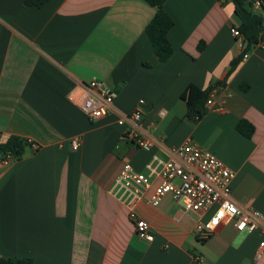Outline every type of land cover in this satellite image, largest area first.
I'll return each instance as SVG.
<instances>
[{
  "label": "crops",
  "instance_id": "0c3cea01",
  "mask_svg": "<svg viewBox=\"0 0 264 264\" xmlns=\"http://www.w3.org/2000/svg\"><path fill=\"white\" fill-rule=\"evenodd\" d=\"M163 9L173 21L166 62L146 33L157 9L143 0H49L42 7L0 0V142L28 143L0 166V258L264 264L254 261L259 234L238 233L229 222L200 241L193 235L199 215L171 196L149 205L154 187L136 207L151 241L110 192L125 163L143 172L153 156L165 158L191 140L233 171L236 203L264 213V47L246 52L244 38L231 34L238 20L228 0H167ZM92 79L114 96L110 114L97 121L80 110ZM215 84L212 108L199 122L188 120L182 94ZM140 103L139 133L157 142L150 151L126 136L129 123L118 124ZM242 120L254 127L252 137L237 130Z\"/></svg>",
  "mask_w": 264,
  "mask_h": 264
},
{
  "label": "built area",
  "instance_id": "2783aa9c",
  "mask_svg": "<svg viewBox=\"0 0 264 264\" xmlns=\"http://www.w3.org/2000/svg\"><path fill=\"white\" fill-rule=\"evenodd\" d=\"M217 1L224 3L226 0ZM253 10L264 18V0H254ZM230 31L235 38L243 39L236 26H232ZM84 88L86 96L80 104L81 112L91 121L108 116L114 105V96L102 92V83L97 79H92ZM217 92L216 88L211 91L206 102L207 109L214 105ZM143 113V104L140 103L130 116L120 118L118 124L129 123L132 129L126 136L138 149L150 151L157 142L139 133ZM33 147L38 148L37 144H33ZM79 148L80 141L74 139L72 149L76 151ZM15 160L11 153L0 156V166H8ZM233 178V171L222 160L190 140L170 148L165 158L153 156L143 172L125 163L110 192L127 207L136 232L151 241L153 236L149 234V226L138 218L136 207L144 201L145 193L152 187L154 191L147 199L149 205L156 207L166 196H171L183 204L185 212L199 215L193 235L200 241H206L229 222L238 233L259 234L260 241L254 256V261L258 263L264 258V213L236 203L231 194Z\"/></svg>",
  "mask_w": 264,
  "mask_h": 264
},
{
  "label": "trees",
  "instance_id": "16d2710c",
  "mask_svg": "<svg viewBox=\"0 0 264 264\" xmlns=\"http://www.w3.org/2000/svg\"><path fill=\"white\" fill-rule=\"evenodd\" d=\"M49 0H25V5L30 7H42ZM157 9L152 21L146 27V33L152 43V47L158 59L166 62L172 56L173 49L168 40V33L173 27V21L164 11L163 6L167 0H143ZM227 1V0H226ZM254 0H228L235 6L238 31L246 42L245 51L252 46L262 45L264 47V18L253 10ZM203 46L201 45L199 49ZM238 61L232 63L230 72L235 69ZM221 84L210 86L202 90L195 85H190L182 94L181 99L186 102V118L194 123L199 122L207 114V99L211 91ZM237 130L245 137L250 138L254 133V127L247 121L242 120L237 125ZM27 141L19 137H10L6 142H0V156L11 153L15 159L21 157ZM0 264H34L33 259L22 258H0Z\"/></svg>",
  "mask_w": 264,
  "mask_h": 264
}]
</instances>
